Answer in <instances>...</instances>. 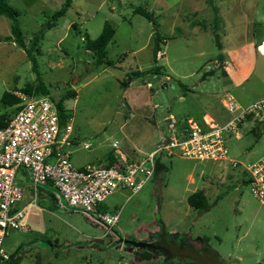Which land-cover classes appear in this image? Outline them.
Here are the masks:
<instances>
[{
  "label": "rangeland",
  "instance_id": "1",
  "mask_svg": "<svg viewBox=\"0 0 264 264\" xmlns=\"http://www.w3.org/2000/svg\"><path fill=\"white\" fill-rule=\"evenodd\" d=\"M7 1L19 13L29 46L66 2ZM216 6L221 20L217 28L207 0H72L66 15L45 29L40 53L35 55L50 96L25 94L55 101L70 90L76 93V98L66 102L74 128L75 167H107L108 155L116 151L115 143L117 150H128V155L149 153L167 128L175 122L183 125L188 115L196 120L197 111L208 105L220 119H229L221 104L225 90L243 105L264 99V0H216ZM140 8L154 13L157 26L136 12ZM107 21L116 30L107 47V58L114 65L97 67L93 52L85 47L86 39H97ZM156 30L165 39L159 77L148 72L154 65ZM216 35L227 53L234 51L226 56L225 68L216 67L223 54ZM9 36L11 20L1 17L0 114L13 116L19 105L3 103L5 92L17 96L38 81L26 52L4 41ZM137 70L145 74L125 89L122 83L127 74ZM229 80L235 88H225ZM250 132L248 125L243 139L228 143L230 157L242 165L264 158V131L260 137ZM85 143L90 149H84ZM161 161L167 170L137 194L124 191L106 200L104 212L121 211L118 224L107 237L106 230L91 216L61 207L51 196L44 202L40 193L39 207L28 215L31 230L12 231L5 249L14 251L21 245L24 257L20 264H145L138 262L135 251H127L120 234L142 239L143 227L156 230L157 221H161L172 231L205 240L230 264H264V204L243 183L245 168H234L229 161L178 155ZM197 191L207 195V210L189 205V196Z\"/></svg>",
  "mask_w": 264,
  "mask_h": 264
},
{
  "label": "built area",
  "instance_id": "2",
  "mask_svg": "<svg viewBox=\"0 0 264 264\" xmlns=\"http://www.w3.org/2000/svg\"><path fill=\"white\" fill-rule=\"evenodd\" d=\"M219 66L217 63L216 67ZM17 97L21 102L16 113L6 126L0 127V264L11 260L5 249L9 234L29 230L28 215L38 207L40 187H50L59 206L91 216L106 230L107 237L118 224L121 211L110 214L100 210V206L115 193L137 194L154 179L157 159L166 156L229 161L234 168L242 166L252 195L264 204V158L242 165L230 157L228 147L231 139H243L248 125L252 129L264 124V99L243 105L226 92L222 104L230 118L225 123L188 120L187 126H183L175 122L162 133L155 149L139 158L121 157L109 167L77 168L72 163L75 144L70 111L62 122L53 99L32 98L23 92L17 93ZM117 145L114 144L116 152ZM83 147L90 149L91 145L85 143ZM26 180L33 197L24 204Z\"/></svg>",
  "mask_w": 264,
  "mask_h": 264
},
{
  "label": "trees",
  "instance_id": "3",
  "mask_svg": "<svg viewBox=\"0 0 264 264\" xmlns=\"http://www.w3.org/2000/svg\"><path fill=\"white\" fill-rule=\"evenodd\" d=\"M72 0H66L62 8L58 11H56L53 16L50 18L49 21L44 25V27L37 32L33 39L31 40V45L29 46L26 42L22 29L20 26V22L18 19L19 13L17 10H15L7 0H0V18L6 17L11 20V36L6 37L4 41H9L15 43L17 46H19L21 49H23L28 59L32 62V69L37 74V85L34 87L31 84H28L25 88H23L21 91H23L26 94H32L35 93H42L44 95L50 96V92L48 88L46 87L45 83L41 79L40 72H39V64L36 59L35 52L38 54L40 53L38 46L40 45V41L44 39L45 35V29H51L55 26V23L58 19L65 16L69 8L71 7ZM207 4L211 11L214 13V24L215 28H217L221 22L218 14H219V8L216 6V0H207ZM137 13L141 14L145 18H147L149 21L153 22L155 26H157V23L155 21L154 13H151L145 9H137ZM73 29H77V25L73 24ZM116 34V30L113 27V25L110 22H105L103 31L101 35L97 39H86L85 47L88 51L93 52L95 56L94 64L97 67L105 66V67H112L114 65V62L108 60V51L107 47L112 42L114 36ZM154 46H153V66L148 70L149 73L152 75L159 77L162 73L163 67L158 66L159 60L161 57H163V49L162 46L165 44V39L162 38V36L159 34V32L156 30L154 36ZM1 41V39H0ZM216 42L219 47V49L222 51L223 47L220 42V38L218 35H216ZM218 60L220 62V67L223 68V62H224V55L221 54L218 57ZM147 73V72H146ZM145 72L137 70L132 71L127 74V78L122 83V86L127 89L130 84L138 78H141ZM211 73L205 74L203 77L209 76ZM223 74L226 75V72L223 71ZM76 98V93L74 91H68L65 95H63L59 100H55L57 103V107L59 110V115L62 122H65L67 119V108H66V102L70 99ZM2 102L6 104H10V106H18L21 102V100L12 94H9L8 92H5ZM18 109V107H17ZM11 118V116L7 114H0V127H4L7 125L8 120ZM203 123V122H199ZM188 120L186 123L183 124V126H187ZM264 131V124L257 125L256 127L251 129V134H254L256 137H260ZM117 158L114 153H111L107 157V167L113 166L117 163ZM166 166L162 163L161 158L157 159V168H156V174L154 179L158 178L164 171H166ZM243 183H247L245 179H243ZM39 192L42 194V192H46L49 196H51L53 199L55 198L53 190L50 187H40ZM189 205L198 211H204L209 208V201L207 195L203 191H197L193 194H191L188 198ZM105 204L100 206V210H105ZM23 248H20L18 252L11 256V260L8 264H20L22 262V259L24 257ZM136 255H138L143 261L150 260L152 258V254L148 251L144 252H135ZM181 264H194L191 261L183 260L181 261Z\"/></svg>",
  "mask_w": 264,
  "mask_h": 264
},
{
  "label": "water",
  "instance_id": "4",
  "mask_svg": "<svg viewBox=\"0 0 264 264\" xmlns=\"http://www.w3.org/2000/svg\"><path fill=\"white\" fill-rule=\"evenodd\" d=\"M160 224L165 225L160 221ZM121 243L126 245H132L142 251H149L153 254L162 255L165 258V263L168 264L172 260L186 259L196 264H229L222 257L215 255L216 252L210 248L203 249L200 252H196L190 247L180 244L173 246L166 240L158 243H147L144 240H136L133 238H120Z\"/></svg>",
  "mask_w": 264,
  "mask_h": 264
},
{
  "label": "flooded vegetation",
  "instance_id": "5",
  "mask_svg": "<svg viewBox=\"0 0 264 264\" xmlns=\"http://www.w3.org/2000/svg\"><path fill=\"white\" fill-rule=\"evenodd\" d=\"M156 226L158 227L156 230H149L148 227L143 228V237L142 239L146 241L147 243H158L162 242L163 240H166L169 244L173 246H178L180 244H184L186 247H190L196 252H200L203 249L210 248L208 244L206 243L205 240L200 239V238H193L190 234L188 233H179L176 231H172L168 229L167 227H163L162 224L157 221ZM144 234L146 235L144 237ZM128 238V237H126ZM129 238H134L136 240H142L136 237H130ZM116 239H119L118 237ZM126 246V248L130 251H138V252H144L142 250H139L137 248H134L132 245H126L125 243H122ZM211 249V248H210ZM149 252V251H148ZM151 253V252H149ZM152 254V258L150 260L144 261L145 264H165V258L162 255L158 254ZM215 255L219 254L216 252ZM178 259L172 260L169 264L175 263ZM184 259L178 260V262L182 263ZM196 264V263H194ZM230 264V263H229Z\"/></svg>",
  "mask_w": 264,
  "mask_h": 264
},
{
  "label": "crops",
  "instance_id": "6",
  "mask_svg": "<svg viewBox=\"0 0 264 264\" xmlns=\"http://www.w3.org/2000/svg\"><path fill=\"white\" fill-rule=\"evenodd\" d=\"M127 2H128V0H126ZM123 5V4H122ZM196 27H198V25L196 26ZM222 47H223V49H222V52H223V55H224V62L222 63L223 64V68H225V66H226V64H227V58H226V56L227 55H229L230 53H233V52H229V53H227L228 52V49L226 48V47H224V45L222 44ZM243 68H241V70H242ZM225 72H226V75H224V77L227 79V78H229V75H228V73H227V71L226 70H224ZM226 86H225V88H230V87H233V88H235V85H234V82H232V80H229V81H227V83L225 84ZM130 86H131V84H130ZM130 88V87H129ZM128 89V88H127ZM226 92H230V91H224V93L223 94H226ZM221 104H222V102H221ZM222 106H223V104H222ZM213 109H214V107L213 106H207L204 110H198L197 111V113L194 115L195 117H197L196 118V120L195 119H193V117L191 116V115H188V117L186 118L187 120H195V121H197V122H204V120H211V119H213L214 121H216L217 123H220V124H222V123H225L228 119H220V117H219V115L216 113V111H213ZM118 152H119V154H118ZM151 152V151H150ZM114 154L116 155V158H117V160H119L121 157H124V158H126V159H136V158H139V157H141V156H143V155H145V154H147V153H144L143 155H139V154H134V153H130V155H128V150L127 151H120V150H118L117 152L115 151L114 152ZM23 183H27V187H26V195H25V200H24V204L25 203H28L29 201H31L32 200V194L30 193V183H29V181L28 180H26V181H23ZM39 194H40V192H39ZM42 196L40 197L44 202H47V198H51L50 196H48V194L46 193V192H42V194H41ZM38 205V204H37ZM106 206V208H108L107 207V205H105ZM39 207V206H38ZM38 207H36V208H38ZM32 211V210H31ZM27 222H28V220H27ZM28 226H29V224H28ZM143 228H146V226L145 227H143ZM31 229H30V226H29V230L28 231H26V233L27 232H29ZM120 237H123V238H126V237H128L129 238V236L128 235H123V234H120ZM134 239V238H133ZM6 241V240H5ZM7 248V247H6ZM20 248H23L21 245L16 249V250H14V251H8V248L6 249L7 250V252L12 256V255H14V254H16L17 252H18V250L20 249ZM127 249V248H126ZM22 251H23V253H24V248L22 249ZM127 251L129 252L130 250H128L127 249ZM130 253V252H129ZM143 260L140 258V260L138 261L139 263H141Z\"/></svg>",
  "mask_w": 264,
  "mask_h": 264
}]
</instances>
